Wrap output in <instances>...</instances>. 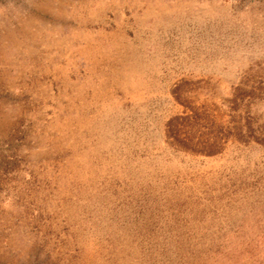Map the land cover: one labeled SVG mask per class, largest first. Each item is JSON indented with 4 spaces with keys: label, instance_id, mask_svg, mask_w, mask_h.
<instances>
[{
    "label": "rangeland",
    "instance_id": "374dc122",
    "mask_svg": "<svg viewBox=\"0 0 264 264\" xmlns=\"http://www.w3.org/2000/svg\"><path fill=\"white\" fill-rule=\"evenodd\" d=\"M0 264H264V0H0Z\"/></svg>",
    "mask_w": 264,
    "mask_h": 264
},
{
    "label": "bare ground",
    "instance_id": "6f19581e",
    "mask_svg": "<svg viewBox=\"0 0 264 264\" xmlns=\"http://www.w3.org/2000/svg\"><path fill=\"white\" fill-rule=\"evenodd\" d=\"M108 61V60H107ZM116 61V60H115ZM115 61H113V62H115ZM118 64H121V65H123V66H127V65H129V64H131L132 63V61H135L134 59H131V60H128L127 58H118ZM106 62V61H105ZM110 62V61H109ZM108 62V63H109ZM134 65H135V67H136V64L134 63ZM117 76V75H116ZM116 79L118 80L117 82H118V84H127V85H129V87L131 88V89H135L136 87H137V85H138V82H135V81H133V80H129L130 81V83H126L125 81H124V79H123V77H121V76H117L116 77ZM129 81H127V82H129ZM93 128V127H92Z\"/></svg>",
    "mask_w": 264,
    "mask_h": 264
}]
</instances>
